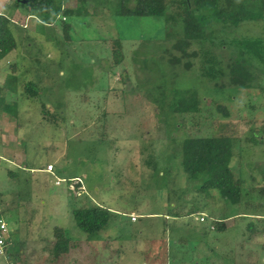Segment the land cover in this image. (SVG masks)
Here are the masks:
<instances>
[{
  "label": "rangeland",
  "instance_id": "obj_1",
  "mask_svg": "<svg viewBox=\"0 0 264 264\" xmlns=\"http://www.w3.org/2000/svg\"><path fill=\"white\" fill-rule=\"evenodd\" d=\"M6 1L3 11L18 24L16 47L0 60V202L14 264H88L86 256L89 264H264V72L254 70L248 89L202 76V54L182 53H206L211 43L182 40L161 17L117 15L121 0H87V12L49 23L34 16L42 33ZM61 1L74 8L78 0ZM168 10L181 13L176 3ZM232 33L219 28L215 37L256 38L262 29L244 22ZM212 50L225 63L232 47ZM9 75L18 77L13 92ZM185 88L197 93L199 111L165 116L152 96ZM42 105L59 115L45 118ZM212 134L233 139L240 203L200 189L204 178L184 170L182 140ZM75 177L81 182L68 181ZM94 205L119 213L89 240L73 210ZM216 220L222 230L210 228ZM56 227L70 237L69 255L53 252ZM153 243L161 246L156 261Z\"/></svg>",
  "mask_w": 264,
  "mask_h": 264
},
{
  "label": "trees",
  "instance_id": "obj_2",
  "mask_svg": "<svg viewBox=\"0 0 264 264\" xmlns=\"http://www.w3.org/2000/svg\"><path fill=\"white\" fill-rule=\"evenodd\" d=\"M19 3L21 12L26 16H35L41 22H50L52 17L77 16L87 12V0H78L74 8L62 7L61 0H27L26 3ZM98 1V0H95ZM134 6L126 5V0H121L120 6L116 10L117 15L127 16H153L161 17L166 24L176 26L179 37L191 43L196 41L205 44L211 43L206 53H182L185 56H198L202 54V76L211 80L218 76H225L228 81L237 88L248 89L253 86L256 78L255 69L264 72V0H134ZM177 4L181 13L178 16L171 14L170 5ZM244 22L258 23L262 29V34L256 38H244L228 36L215 37L216 30L223 33L233 34L235 30ZM16 22L4 11H0V60L10 51L15 49L16 41L11 31V25ZM70 28L69 24H64V31ZM227 38V39H226ZM219 41H221L219 43ZM232 47L227 62L223 63L221 58L211 53L212 46ZM199 50V49H198ZM177 59V58H176ZM179 60V58L177 59ZM121 60L115 58L116 64ZM16 64V63H15ZM185 64L190 65L186 62ZM18 77L9 75L6 83L13 92L16 90L15 84ZM15 81V82H14ZM33 85L27 82L26 91H32ZM33 93V92H32ZM160 107L164 110L165 116L173 114L197 113L199 111L197 93L191 89H162L152 96ZM3 103V100H2ZM5 105V104H4ZM219 107V106H218ZM7 111L12 110V106L5 105ZM224 109V107H219ZM44 117L49 115H59L46 111L44 105L42 109ZM227 112L225 111L224 114ZM169 125V121H168ZM233 139L222 134H212L210 136H187L181 142L182 164L189 177L204 178L200 189L207 191L218 190L223 197L231 203H240L243 192V179L236 178L230 166L233 157ZM54 172V171H53ZM259 195L264 197V185L257 189ZM1 203V202H0ZM262 205L260 202L258 205ZM205 213L204 211L198 212ZM114 213L100 205L81 207L73 210L74 220L79 229L88 238L93 237L106 227ZM206 214V213H205ZM207 215V214H206ZM208 217V215H207ZM206 217V219H207ZM131 218V217H130ZM217 221V220H216ZM215 229L222 230L224 223L217 221ZM214 226V225H213ZM10 234V233H9ZM262 236V235H261ZM62 228L56 227L54 230L55 243L53 252L59 254L66 253L70 237ZM264 240V239H263ZM9 243V239H8ZM8 259L12 261V255L6 248ZM16 252L20 249L15 248ZM14 263V262H13ZM0 264H4L0 261ZM19 264V263H18Z\"/></svg>",
  "mask_w": 264,
  "mask_h": 264
},
{
  "label": "built area",
  "instance_id": "obj_3",
  "mask_svg": "<svg viewBox=\"0 0 264 264\" xmlns=\"http://www.w3.org/2000/svg\"><path fill=\"white\" fill-rule=\"evenodd\" d=\"M43 169L48 172V173H53L54 171V165L52 163H48L45 167H43ZM70 181H75L76 183L81 182V179L79 177H75L70 179ZM61 182L60 178H57L55 180V184H59ZM71 186L72 190H74V186L72 183L69 184V187ZM82 190L83 187H82ZM2 204L0 203V261H3L4 264H14L13 261L9 260L8 258V253H7V246H8V235L10 233V229L8 226V223L6 221V219L3 216L2 213ZM136 215H132L131 214V220H135L137 218ZM198 217H196V219L199 220V222H205L206 221V217L207 215L205 213H199L197 214ZM211 229L214 228L213 225L210 226ZM262 239H264V233L262 234Z\"/></svg>",
  "mask_w": 264,
  "mask_h": 264
},
{
  "label": "crops",
  "instance_id": "obj_4",
  "mask_svg": "<svg viewBox=\"0 0 264 264\" xmlns=\"http://www.w3.org/2000/svg\"><path fill=\"white\" fill-rule=\"evenodd\" d=\"M6 0L4 1V0H2V2H0V11H3L4 10V7H5V4H6ZM27 18V19H30V20H32L33 21V24H32V27L33 28H35L36 30H37V32H38V29L40 28V32L42 33L43 32V28L42 27H40L39 25H38V23H40V21H38L37 20V18H35L34 16H32V15H30V16H24V18ZM14 20V19H13ZM15 22H16V20H14ZM16 24H18L17 22H16ZM20 26H22L23 27V25H21V24H19ZM24 28V27H23ZM26 28L27 29H29V28H31V27H27L26 26ZM40 35V37H42V35L41 34H39ZM14 50V49H13ZM13 50L11 51V53H13ZM14 76V75H13ZM9 91H11V90H9ZM12 92V91H11ZM176 207V206H175ZM108 209V208H107ZM111 212H113L114 214L115 213H119V210H114V211H112V210H110ZM199 212H201V211H199ZM122 214H124V211L123 212H121ZM198 213V212H197ZM137 215V214H134V212H132V213H130V215ZM147 215H154V214H147ZM166 217H168V215H166ZM148 218V217H147ZM131 221H136V219L135 220H131ZM87 240V239H86ZM89 240H90V238H89ZM89 240H87L86 241V243H84V244H82V249L85 251V253H86V251H87V249H88V243H89ZM152 245H154V247L155 248H157V249H154V250H152V255L154 256V261H156V259L158 258V256L156 257V254L157 253H159V250L161 249V246H159L160 244L159 243H153ZM165 248V250L166 251H168L167 249H169V248H167V247H164ZM249 248V247H248ZM82 249H80V252H82ZM142 247H140L139 249L138 248H136V251H139V252H142ZM144 249H149V248H144ZM72 249H68V251L65 253V255H69V253L70 252H72L71 251ZM75 250H76V248H75ZM151 250V249H150ZM76 252H78V250L76 251ZM92 254V253H91ZM248 254V253H247ZM242 255H244V254H242ZM85 259H86V263H90L91 262V260L90 259H93V258H88L87 256L85 257ZM77 260V259H76ZM90 260V261H89ZM77 262H81L80 264H82L83 263V261L81 260H77ZM84 264V263H83ZM147 264V263H146Z\"/></svg>",
  "mask_w": 264,
  "mask_h": 264
},
{
  "label": "water",
  "instance_id": "obj_5",
  "mask_svg": "<svg viewBox=\"0 0 264 264\" xmlns=\"http://www.w3.org/2000/svg\"><path fill=\"white\" fill-rule=\"evenodd\" d=\"M20 3H26L27 0H18Z\"/></svg>",
  "mask_w": 264,
  "mask_h": 264
},
{
  "label": "clouds",
  "instance_id": "obj_6",
  "mask_svg": "<svg viewBox=\"0 0 264 264\" xmlns=\"http://www.w3.org/2000/svg\"><path fill=\"white\" fill-rule=\"evenodd\" d=\"M68 181H70V179L68 180ZM55 183V182H54ZM60 184V183H59Z\"/></svg>",
  "mask_w": 264,
  "mask_h": 264
}]
</instances>
